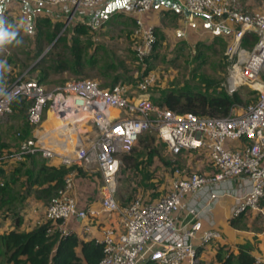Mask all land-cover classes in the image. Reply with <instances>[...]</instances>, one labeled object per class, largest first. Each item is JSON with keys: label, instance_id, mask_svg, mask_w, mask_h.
<instances>
[{"label": "built area", "instance_id": "2783aa9c", "mask_svg": "<svg viewBox=\"0 0 264 264\" xmlns=\"http://www.w3.org/2000/svg\"><path fill=\"white\" fill-rule=\"evenodd\" d=\"M47 7L68 5L70 15L78 9L102 8L114 0H30ZM188 17L204 14L214 26L228 28L231 39L226 54L230 63L226 86L233 92L247 84L258 91L254 103L243 110L235 107L227 116H207L193 112H177L159 106L150 97L149 89L157 81V73L148 69L133 81L118 80L102 85L89 77L67 80L61 87L47 90L35 78L21 74L0 88V119L12 112L15 100L28 102L26 117L32 126L31 134L21 136L15 150L0 153V163L16 161L40 154L57 157L67 167L94 163L104 184L100 207L79 208L72 194L76 170L68 171L45 208L46 219L52 224L50 232L71 233L66 223L72 217L98 216L117 213L122 231L114 237V229L107 227L101 241L104 254L98 264H139L154 259L159 264H197L193 238L202 228L205 210L215 203L219 184L233 177L243 176L248 185L246 194L233 209L238 215L244 207L258 208L264 195V0L254 13L245 12L227 0H174ZM153 0H134L133 48L138 59L152 51L156 40L152 27L144 28L141 15L148 11ZM92 29L97 24L87 20ZM254 33L251 46L241 43L246 33ZM50 117L58 124L45 125ZM152 129L174 154L182 150L205 153L212 170L189 172L176 167L171 189L152 200L140 194L127 205L115 197L117 172L121 154L129 153L139 136ZM227 141H239L232 147ZM209 187L208 202L202 208L187 207L189 218L179 223L174 213L183 207V196ZM219 233L213 229L201 232V241L207 242ZM260 263V259H256Z\"/></svg>", "mask_w": 264, "mask_h": 264}, {"label": "crops", "instance_id": "0c3cea01", "mask_svg": "<svg viewBox=\"0 0 264 264\" xmlns=\"http://www.w3.org/2000/svg\"><path fill=\"white\" fill-rule=\"evenodd\" d=\"M133 7L134 0H128L122 8L114 11L122 12L134 18ZM70 12L71 10L68 5L47 7L46 5L37 4L30 0H0V18L4 20L6 17H11L15 23L21 26L28 24L33 28L35 19L38 16L46 15L51 17L52 20L63 19L64 22L68 20V23H71L70 25L72 26L76 21H87L94 17H106L111 13L105 12L103 7L94 10L78 9L72 15H70ZM141 18L144 23V28L148 26L152 27V31L154 35H156L155 38L159 41L158 47L160 48H165L166 45V48L168 47L172 50H181L183 47H188L191 51H195L199 43L210 45L216 39H221L228 43L231 39V31L228 28L214 26L210 22L209 17L204 14H196L189 18L186 12H184L174 0H153L150 9L143 13ZM226 144L232 147L240 146L239 141H227ZM182 152L185 153L183 156L188 154V157L183 160L179 158L180 162L183 161V165L191 167L193 164L194 167L196 166V169L203 172H210L212 170L204 152L182 150L179 153ZM195 152L197 153L194 157L203 153L204 159L195 163L194 157H191L192 153ZM60 163V159L57 157L46 158L40 154L26 156L16 161L5 160L0 163V184L6 183L5 188H8L1 194L2 201L3 199L7 201L4 202L0 208V216H4V220L11 222L10 226L6 228L1 227L0 233L6 232L11 228L19 229L18 227L24 225L22 209L26 207L27 203L30 204V202H32L34 206L38 208V210L32 208V214L35 215L38 212L44 215L45 213V206L42 205L41 208L39 204L41 202L37 201L42 200L41 197H43L40 196L37 191L40 186L35 188L34 192L27 189L20 191V188L15 185L17 181V179H15L17 176L16 173H18L17 170L21 168V166H26L27 175L31 173V176H27L24 184L28 187H34L38 184L33 183L32 180L36 176L38 167L41 164L58 165ZM76 165L80 170L76 169L72 194L76 199L77 206L79 208H85L87 206L99 208L100 200L103 195V178L100 180L96 178V175H91L89 166L82 165L81 163ZM98 171H94L95 174L98 173ZM14 173L15 175H13ZM182 174L187 175L188 173L182 171ZM175 175L173 171L164 192L171 189L172 180L175 178ZM26 185L24 186L26 187ZM219 186L218 189L221 194L218 196L215 203H211V208L205 210L202 216V228L193 238V243L196 248V257L198 259L197 264H219L215 258L219 246L229 247L236 252L239 245L248 247L255 258L263 262L264 197L259 202L258 208L246 206L238 215H233V209L246 194L248 185L244 177L239 176L222 182ZM146 189L148 191V188ZM209 193V187H203L195 192L185 193L182 199L183 207L179 212L174 213L177 221L183 223L189 218L186 211L187 207L203 209L206 202H208ZM158 196L149 197L146 194L143 195V199L152 200ZM18 216L20 221L17 223L16 217ZM45 219L44 216L36 218L37 222L34 221L35 223L32 227ZM66 226L81 240L91 238L101 240L104 237V231L107 227H112L114 229V237H117L122 231L119 215L117 213L108 215L106 212H101L98 216L72 217L67 221ZM31 228H22L19 230H29ZM210 228L216 230L219 235L207 242H202L201 232ZM77 251L80 252V246L77 247ZM187 262V258H184L180 264H187Z\"/></svg>", "mask_w": 264, "mask_h": 264}, {"label": "trees", "instance_id": "16d2710c", "mask_svg": "<svg viewBox=\"0 0 264 264\" xmlns=\"http://www.w3.org/2000/svg\"><path fill=\"white\" fill-rule=\"evenodd\" d=\"M121 16L124 19H120ZM92 20L97 25L100 23L102 25L111 23L115 25L127 24L135 26L136 24L135 18L118 11L111 12L106 17H94ZM4 22V26L9 32H15L14 38L6 39L4 42L6 44L17 43L22 38L20 25L15 24L11 17L4 18ZM63 25V19L52 20L51 17L46 15L38 16L35 19L34 28L37 51H40L44 43H53V49L60 48L59 54L53 56L48 53L30 68V70H33L41 67L38 78L39 82L45 80L48 72L47 69L49 68H52L54 72L70 70L76 75H85V67H93L97 63L98 59H96L95 53L96 49L101 47V45L94 39L95 33L87 21H76L72 24L69 31L63 33L66 29L65 26L60 33ZM255 40V34L248 32L242 38L241 43L244 46H251ZM224 43L221 39H216L210 45L199 43L197 50H195V57H200L204 53L205 48L212 49L215 45L223 47ZM158 45L159 41L156 39L152 53L145 58L144 62H146L147 66L144 69L142 68L143 62L136 56L133 46L130 47L128 51L133 57L132 62H134L135 68L139 70V75H125L116 72L112 76L110 83H103L102 85H110L120 79L133 81L139 78L146 70L151 68L149 60L157 56L156 54L153 55V52L157 49ZM91 47L93 48V53L89 55ZM120 62L121 65L124 63L122 60ZM99 66L101 68L100 73L104 76H109V70L115 67V63L111 60ZM14 79H11L8 83ZM2 82L0 81V83ZM218 82V80L212 78H205L203 85L192 84L189 81H185L182 85L170 83V85L161 90L158 97L152 98L155 104L177 112H193L207 116H227L242 100L237 91L228 94L224 90L219 89ZM27 105L28 102L26 100L18 99L14 101L12 106V111L16 107L25 109V122L19 130L21 136L30 135L32 130V126L26 117ZM158 141L160 140L157 138L155 131L154 133L151 131L143 132L139 136L138 145L134 146L129 153L121 154L120 164H125L128 168L137 165L142 168L143 164H141V161L138 164V160L135 159L136 157L133 153L138 152L137 155L145 153L148 156V161L151 162L153 156L157 153L156 144ZM160 143L165 144L162 141ZM7 147L6 140L0 135V153L12 151V149ZM176 162L179 163V157ZM73 169L80 170L77 165L67 167L61 163L58 165L41 164L32 182L40 186L37 190L40 196L50 199L57 189L63 185L65 174ZM150 174L146 171L143 176L145 179H142V182ZM29 175L31 176V173ZM144 183L146 184V182ZM5 185L6 183L0 184V208L7 201L4 199L2 201L1 196L8 189L5 188ZM120 191V188L117 187L115 197L121 205H127L134 196V188L132 189L130 185H126L123 188V192ZM19 221L20 218L18 216L16 217V222L18 223ZM51 224L50 219H45L29 230L11 228L6 232L0 233V264H98L104 254V243L101 240L94 238L81 240L74 232L68 234H61L58 231L50 232L49 228H51ZM78 246H80V252L77 251ZM215 258L219 264H264L258 262L249 248L243 245H239L236 252L229 247L219 246ZM139 264L159 263L154 259H145Z\"/></svg>", "mask_w": 264, "mask_h": 264}, {"label": "rangeland", "instance_id": "374dc122", "mask_svg": "<svg viewBox=\"0 0 264 264\" xmlns=\"http://www.w3.org/2000/svg\"><path fill=\"white\" fill-rule=\"evenodd\" d=\"M230 1L235 7L248 12L254 13L260 9L261 0H227ZM120 19H124L122 16ZM121 23V22H119ZM18 24V23H15ZM71 23H68V20H65L64 25L60 31H63L64 27L66 29L63 33H66L71 28ZM21 35L22 38L17 41L15 44H6L3 42L0 44V86L8 83L11 79L16 78L17 76L23 74L29 78H35L38 80L39 71L41 67L30 70V68L42 57L46 54H52L56 56L60 53L58 48L53 49V43H44L40 51H37L36 48V38H35V28L29 26L28 24L21 26ZM133 25L127 24H98L96 29H92L94 34V39L97 40V43H100L101 47L97 48L95 57L97 63L93 67L86 66L84 69L85 75H76L70 70H64L60 72H54L52 68L47 69V76L45 80L41 83L44 84L47 90H53L58 87H61L63 83L67 80L77 79L80 77H89L91 79L96 80L100 84L110 83L112 76L116 72L123 73L125 75H139V70H137L134 66L133 57L129 53L128 49L133 46V34L134 30ZM34 29V30H33ZM130 35V36H129ZM227 43H224V46L218 47L214 46L212 49L204 50V53L200 57H195L196 51H191L188 47H183V49L172 50L168 47L160 48L157 47L153 52V55H157L156 57H152L149 60L151 70L157 73V81L154 86L149 89L150 97L156 98L160 95V92L163 88L170 85V83L184 84L185 81H189L192 84H204L205 78H212L218 80V88L224 90L228 94H232L237 91L241 97L242 102L237 104L235 108L237 110H243L246 106L251 103H254L258 97V91L247 85L242 84L238 86L233 92H229L226 86V78L228 75L229 68V57L226 54ZM38 52V53H37ZM40 52V53H39ZM37 53V54H36ZM93 53V48L89 49V55ZM113 61L115 63V67L109 70V76H104L100 73L101 68L99 65H103L104 63ZM124 63L121 65L120 61ZM173 61V63H172ZM48 63V62H47ZM46 65V64H45ZM43 65V66H45ZM123 80V79H120ZM153 97V98H152ZM24 117H25V109L21 107H16L13 111L5 118L0 119V135L4 137L6 140L8 147L15 150L18 145V134L17 132L24 125ZM45 125H51L48 120H46ZM154 133L152 129L147 130ZM138 145V141L135 146ZM7 147V148H8ZM6 148V149H7ZM157 153L153 156L151 162L148 161V156L145 153L138 154V152H134L133 155L136 157L135 159L141 161L143 164L142 168L137 166L127 167L125 164H120L119 171L117 172V187L120 188V192H123V188L126 185H130L132 189L134 188V195L140 194L148 195L149 197L158 196L160 193H164L166 190V186L171 179V174L176 167L182 172H198L199 170L194 167L193 164L191 167H187L183 165V161L176 162L177 154L172 153L165 144L160 143V141L156 144ZM197 152L192 153L191 157L195 156ZM184 152L180 153L178 157L180 160H183L188 157V154L183 156ZM195 163L199 160L204 159V154L197 155V157L193 158ZM89 170L91 175H96V178L102 179L101 174L97 170V165L92 163L89 165ZM27 167L21 166L17 170L18 173L15 179L16 186L20 188V191L30 190L34 192V189L39 185L34 187H28L24 184V181L27 179ZM94 171H98L95 174ZM151 173L145 181L142 182V179H145V172ZM15 175V173L13 174ZM146 182V184L144 183ZM26 185V187L24 186ZM148 188V191L147 189ZM34 195V194H33ZM42 200H37L41 208L42 205L46 206L50 202V199L41 197ZM35 201V200H34ZM35 202V203H38ZM38 210L37 206H34V203H27L26 207H23L22 212L24 216L23 226L18 227L22 228H31L34 225V221L37 222L36 218H41L43 213L32 214L33 210ZM35 218V219H34ZM5 223V224H4ZM11 225L10 221L4 220V216H0V228L8 227ZM4 228V229H5ZM1 260V255H0Z\"/></svg>", "mask_w": 264, "mask_h": 264}, {"label": "clouds", "instance_id": "9594fccd", "mask_svg": "<svg viewBox=\"0 0 264 264\" xmlns=\"http://www.w3.org/2000/svg\"><path fill=\"white\" fill-rule=\"evenodd\" d=\"M4 23V20L0 18V44H2L6 39H11L15 37V32H9L5 28Z\"/></svg>", "mask_w": 264, "mask_h": 264}, {"label": "water", "instance_id": "95a60500", "mask_svg": "<svg viewBox=\"0 0 264 264\" xmlns=\"http://www.w3.org/2000/svg\"><path fill=\"white\" fill-rule=\"evenodd\" d=\"M128 0H114L103 6V10L107 13L112 12L116 9L122 8Z\"/></svg>", "mask_w": 264, "mask_h": 264}, {"label": "bare ground", "instance_id": "6f19581e", "mask_svg": "<svg viewBox=\"0 0 264 264\" xmlns=\"http://www.w3.org/2000/svg\"><path fill=\"white\" fill-rule=\"evenodd\" d=\"M49 123L51 124H58L59 123V120L56 119V118H52L50 117L49 119H47Z\"/></svg>", "mask_w": 264, "mask_h": 264}]
</instances>
